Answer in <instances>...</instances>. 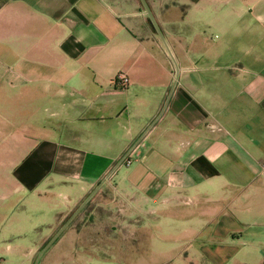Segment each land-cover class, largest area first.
I'll return each instance as SVG.
<instances>
[{
  "label": "crops",
  "instance_id": "0c3cea01",
  "mask_svg": "<svg viewBox=\"0 0 264 264\" xmlns=\"http://www.w3.org/2000/svg\"><path fill=\"white\" fill-rule=\"evenodd\" d=\"M263 261L264 0L0 6V264Z\"/></svg>",
  "mask_w": 264,
  "mask_h": 264
},
{
  "label": "built area",
  "instance_id": "2783aa9c",
  "mask_svg": "<svg viewBox=\"0 0 264 264\" xmlns=\"http://www.w3.org/2000/svg\"><path fill=\"white\" fill-rule=\"evenodd\" d=\"M113 83L117 85L120 89H124V87L127 86L128 82L126 79V76L124 74H118L114 80ZM130 153L127 155H124L121 160L117 162L118 165H128L130 163Z\"/></svg>",
  "mask_w": 264,
  "mask_h": 264
},
{
  "label": "trees",
  "instance_id": "16d2710c",
  "mask_svg": "<svg viewBox=\"0 0 264 264\" xmlns=\"http://www.w3.org/2000/svg\"><path fill=\"white\" fill-rule=\"evenodd\" d=\"M7 0H3L0 2V6H2Z\"/></svg>",
  "mask_w": 264,
  "mask_h": 264
},
{
  "label": "rangeland",
  "instance_id": "374dc122",
  "mask_svg": "<svg viewBox=\"0 0 264 264\" xmlns=\"http://www.w3.org/2000/svg\"><path fill=\"white\" fill-rule=\"evenodd\" d=\"M1 1H3V0H0V2H1ZM117 162H118V161H117ZM117 165H118V164H117ZM86 210H87V209H85V211H86ZM262 264H264V261H263V263H262Z\"/></svg>",
  "mask_w": 264,
  "mask_h": 264
}]
</instances>
